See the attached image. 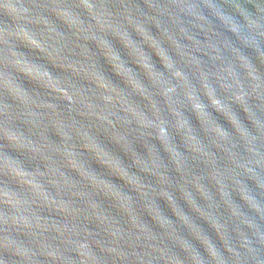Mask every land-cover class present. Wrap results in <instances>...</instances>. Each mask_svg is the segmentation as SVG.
I'll return each instance as SVG.
<instances>
[{
    "label": "water",
    "instance_id": "95a60500",
    "mask_svg": "<svg viewBox=\"0 0 264 264\" xmlns=\"http://www.w3.org/2000/svg\"><path fill=\"white\" fill-rule=\"evenodd\" d=\"M0 264H264V0H2Z\"/></svg>",
    "mask_w": 264,
    "mask_h": 264
},
{
    "label": "clouds",
    "instance_id": "9594fccd",
    "mask_svg": "<svg viewBox=\"0 0 264 264\" xmlns=\"http://www.w3.org/2000/svg\"><path fill=\"white\" fill-rule=\"evenodd\" d=\"M0 2H2V0H0Z\"/></svg>",
    "mask_w": 264,
    "mask_h": 264
}]
</instances>
